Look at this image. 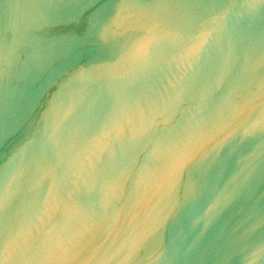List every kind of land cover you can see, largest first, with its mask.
Returning a JSON list of instances; mask_svg holds the SVG:
<instances>
[{"label":"water","instance_id":"water-1","mask_svg":"<svg viewBox=\"0 0 264 264\" xmlns=\"http://www.w3.org/2000/svg\"><path fill=\"white\" fill-rule=\"evenodd\" d=\"M0 264H264V0H0Z\"/></svg>","mask_w":264,"mask_h":264}]
</instances>
